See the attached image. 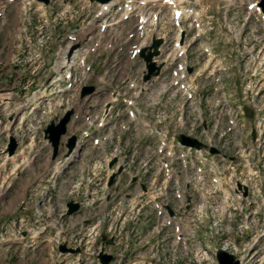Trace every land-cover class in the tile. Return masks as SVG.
Returning <instances> with one entry per match:
<instances>
[{
    "label": "rangeland",
    "instance_id": "obj_1",
    "mask_svg": "<svg viewBox=\"0 0 264 264\" xmlns=\"http://www.w3.org/2000/svg\"><path fill=\"white\" fill-rule=\"evenodd\" d=\"M234 2L237 7H230V14H246V2ZM141 6L142 4L134 11V15L145 12V15L149 16L145 19L149 20L143 29L150 36L151 2H148L146 7ZM225 8L226 0H219L218 5H206L205 12L216 20L213 25L222 21L216 17L225 11ZM101 9L100 5L89 0H51L44 6L34 0H15L6 8L0 5V264H95L88 254H82L80 257L74 254L58 256L56 250L44 239L51 238L58 231L60 232L57 235L72 236L77 240L81 238L85 242L92 240L94 236V246L86 249V252L91 253L93 248L97 247L98 233L105 232L109 225L121 230L120 234L116 231L118 257L114 264H217L212 253L214 247H224L226 241L232 242L233 239L240 250L242 264H259L261 247H258L255 257L251 256L248 247L254 240L257 245L261 242L260 235L264 230L262 211L245 208L236 203L234 209L233 206L225 207L221 202L222 194H218L209 181L203 182L204 200L201 201L183 183L187 196L193 197L190 205L193 209L189 212L187 226L195 229L198 224V237L186 241L185 244L173 238L176 227L172 223H166L165 216L166 207H169L173 199V180L165 178L160 166L152 160L151 204H146L147 208L139 207L138 214H135L136 224L130 222L135 213L130 196L112 201L102 209L98 207L100 210L93 223L96 226L103 219L105 222L94 228V232L91 230L92 222L87 223L82 214L72 217L63 215L60 202L54 194L60 180L71 177L67 176L66 169L58 177L52 175L53 162L50 159V147L43 137V129L51 120L62 117L68 110L73 111L72 121L68 124V134L75 132V126L88 125L89 122L98 127L100 118L106 117L103 114L106 105L111 111L105 120H112V124H117V129L83 128L76 131L84 144H100V138L111 131L114 136L127 137L131 142L138 144H151L155 148L157 144L145 138L142 127L134 126H141L142 120L151 123V92L156 90L158 82H169V75L153 82L141 81L140 72L144 69V63L138 55L132 57L128 47L129 43L138 40L139 36L129 43H123L128 32L138 30L137 17L132 16L103 29L100 26L103 23ZM118 12L115 9L109 19L111 23L121 18ZM232 19L228 22L241 30L242 19ZM247 23L248 26L255 25L253 19ZM169 27L171 23L167 13L162 14L156 32L167 37L165 29ZM256 28L259 33L262 31L261 24H256ZM219 31L217 29L215 33ZM222 31L232 40L230 32L225 29ZM80 33L84 34L79 36ZM243 34L244 42H255L246 30ZM261 35L264 36V33ZM73 36L75 37L67 39ZM203 41L204 37L200 38L194 48L190 49L194 55L198 53L203 56L200 50ZM230 45L232 44L227 46ZM231 49L217 46L218 63L220 58L225 66L228 65V62H231L228 54L240 57L239 52L233 53ZM242 49L240 46L239 50ZM83 54L86 58L80 63ZM239 70L245 73L242 67ZM70 73L73 79H65L64 85L67 84L69 89L71 82L75 80L71 90L60 93L58 84L50 86L51 79V83H54L55 79L65 75L69 78ZM231 73H234L232 76L235 77H228L227 84L233 90L234 100L246 102L250 97L244 94L243 88L255 90L259 85L249 82L239 86L242 76H238L236 69H232ZM128 78L138 81L137 85L143 84L146 87L133 92L135 87L130 89ZM89 85H93L95 91L90 96L81 98V88ZM44 87L47 94L44 91L39 94ZM42 93L43 96L46 94L44 98ZM111 95L126 97L133 104L124 105L121 99L111 103ZM136 95L137 97H134ZM34 97L40 98L32 100ZM176 101L181 102L182 99L176 97ZM27 103L28 107L24 106ZM21 105L23 110L18 112ZM131 111L135 112V118H130ZM129 122L131 127L118 129L119 125ZM108 124L105 123L104 126ZM84 132L91 134V138L84 137ZM259 138L263 144L264 138ZM12 139L18 144V148L15 156L8 158L6 149ZM104 142L105 138L101 144ZM112 143L114 139H111ZM138 144L131 145L137 150ZM100 151H93L92 157L95 161L101 154ZM137 152L144 154L143 149L141 152L138 149ZM161 154L164 156L165 152ZM82 155L86 156V150ZM121 160L124 161L123 157ZM98 176L99 173L96 172L95 177ZM177 178L180 180L181 176ZM49 194L51 199H48ZM119 214H122L121 218ZM131 227L134 228L133 233L130 232ZM19 230H29V235L20 239L17 236Z\"/></svg>",
    "mask_w": 264,
    "mask_h": 264
},
{
    "label": "water",
    "instance_id": "obj_2",
    "mask_svg": "<svg viewBox=\"0 0 264 264\" xmlns=\"http://www.w3.org/2000/svg\"><path fill=\"white\" fill-rule=\"evenodd\" d=\"M45 2H48L49 0H43ZM94 1V0H91ZM98 1L100 3H106L110 0H95ZM259 6L261 7L262 11L264 12V0H261L259 2ZM162 40L161 39H154L153 43L150 47H146L141 49L140 51V56H142L145 60V62H147V69H148V73L144 75V80H148L150 78V76L152 74H157L159 67H156L155 64L153 62H151V59L154 55L158 54L157 48L158 46L161 44ZM151 48H153V50H151ZM148 50V52L145 54V51ZM93 86H87L84 87L82 90L81 95H85L88 93H91L93 91ZM71 112L66 113V115L60 119L58 124H54V122L52 121L47 128L44 130V132L46 133V137L49 139V141L51 142L54 152H53V157L56 156L57 154V148H58V144H59V138L62 134L65 133L66 131V123L69 120ZM248 116H250L251 114L246 113ZM75 136H71L68 141H67V147H68V152L66 153V155H68L71 150L73 149L74 145H75ZM178 139L180 140V142L182 144L185 145H190V146H195V147H200L202 144L200 142H198L195 138H191V137H186L185 135L180 134L178 136ZM16 147V143L15 141L12 139L11 143L8 145V153L12 154L14 152V149ZM212 151H214L212 149ZM115 162V159H113L110 162V166L113 165V163ZM120 171V169L118 170V172ZM115 176V174H113L110 177V181L109 183L112 182L113 177ZM239 187V185H238ZM68 213H72L74 211H76L78 209V204L77 203H73V202H69L68 204ZM106 236L102 235V239H105ZM107 243H112V239L107 240ZM59 251L60 252H66V251H70V252H78L79 249H69L66 247L65 244H62L59 246ZM99 259H100V263L101 264H108L111 259L112 256L111 255H107V254H103L102 252L99 253L98 255ZM216 260H217V264H239V261L236 259L235 255L227 252L221 248L217 249L216 251Z\"/></svg>",
    "mask_w": 264,
    "mask_h": 264
},
{
    "label": "bare ground",
    "instance_id": "obj_3",
    "mask_svg": "<svg viewBox=\"0 0 264 264\" xmlns=\"http://www.w3.org/2000/svg\"><path fill=\"white\" fill-rule=\"evenodd\" d=\"M114 1L112 0V2L110 4L107 5V8L110 9L111 4ZM146 3V2H145ZM104 9V7H103ZM148 16H144L142 18V22H146L147 20H145ZM58 70V69H56ZM43 96V93H42ZM35 98V97H34ZM40 97H36L35 99L32 100H38ZM116 99H113V101H115ZM135 118V117H134ZM101 126H104L105 123H101ZM143 125H145L143 123ZM241 144H231V149H235V153L237 151L238 156H245V148H246V144L242 145V148L240 149ZM116 146L114 147L116 150H113V155L117 156V154H120L121 150H119ZM216 148L219 149H227V144H216ZM256 148H263V144L260 141V138L258 137L257 141H256ZM116 151V152H115ZM75 154V152L73 153ZM127 157V155H126ZM69 161V159H68ZM123 162V161H122ZM130 164V162H129ZM214 171V174H221L222 172H218V166L215 164L214 168H211ZM239 173H241L242 177L246 180V181H251L250 183V190H251V195H252V201L254 203H260L262 205H264V193H263V189H264V178L261 175V170L260 168H253V166L247 162V161H240V168H239Z\"/></svg>",
    "mask_w": 264,
    "mask_h": 264
},
{
    "label": "built area",
    "instance_id": "obj_4",
    "mask_svg": "<svg viewBox=\"0 0 264 264\" xmlns=\"http://www.w3.org/2000/svg\"><path fill=\"white\" fill-rule=\"evenodd\" d=\"M213 146H216V144H212ZM222 152H227V151H233L235 152V149H231V144H227V149H220ZM235 154V153H233ZM217 156H219L220 159H222V155L217 154ZM240 161H247L249 162L253 168H260L261 170V175L264 178V143H263V148H256V144H246V148H245V156H238V159L235 163V166L238 169V173H239V166H240ZM120 162H122V160L120 159ZM230 163V161H229ZM260 163V165H259ZM218 172H222V170H219L220 165L218 164ZM230 178L231 175H229ZM237 180H239L242 184H244L245 186H247V195L245 197V200L248 204H252V195H251V190H250V183L251 181H246L241 173H239V177L237 178ZM91 198V203L95 204L93 196L90 195ZM106 199V195H103L102 200L105 201ZM96 201V200H95ZM262 264H264V257L262 256Z\"/></svg>",
    "mask_w": 264,
    "mask_h": 264
}]
</instances>
